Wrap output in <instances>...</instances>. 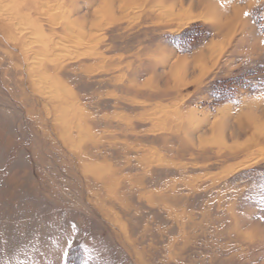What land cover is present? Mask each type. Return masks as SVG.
Returning a JSON list of instances; mask_svg holds the SVG:
<instances>
[{
    "label": "rangeland",
    "instance_id": "rangeland-1",
    "mask_svg": "<svg viewBox=\"0 0 264 264\" xmlns=\"http://www.w3.org/2000/svg\"><path fill=\"white\" fill-rule=\"evenodd\" d=\"M0 264H264V0H0Z\"/></svg>",
    "mask_w": 264,
    "mask_h": 264
},
{
    "label": "bare ground",
    "instance_id": "bare-ground-1",
    "mask_svg": "<svg viewBox=\"0 0 264 264\" xmlns=\"http://www.w3.org/2000/svg\"><path fill=\"white\" fill-rule=\"evenodd\" d=\"M243 10V9H242ZM241 11V10H240Z\"/></svg>",
    "mask_w": 264,
    "mask_h": 264
}]
</instances>
